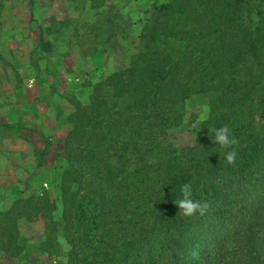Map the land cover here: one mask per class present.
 Masks as SVG:
<instances>
[{"label":"trees","instance_id":"trees-1","mask_svg":"<svg viewBox=\"0 0 264 264\" xmlns=\"http://www.w3.org/2000/svg\"><path fill=\"white\" fill-rule=\"evenodd\" d=\"M125 59L62 120V264H264V0L153 2ZM198 93L207 113L182 141ZM225 125L239 141L232 165L211 132ZM185 183L206 215L179 214ZM29 201L0 211V264H37L18 223L40 218L34 246L61 255L54 201Z\"/></svg>","mask_w":264,"mask_h":264},{"label":"crops","instance_id":"crops-1","mask_svg":"<svg viewBox=\"0 0 264 264\" xmlns=\"http://www.w3.org/2000/svg\"><path fill=\"white\" fill-rule=\"evenodd\" d=\"M63 8L69 14L74 7L66 0H0V169L10 164L11 156L19 161L14 169L22 170L21 157L33 155L34 161L41 149L51 154L66 135L52 110V99L58 98L55 84L60 77L69 84V78L86 67L83 45L77 54L73 47L82 39L90 48L94 32L87 30L92 22L82 21L85 31L74 41L63 27L65 19L72 20L60 15ZM85 9L91 10L78 12ZM62 27L66 38L60 41ZM95 67L98 72L104 69L101 64Z\"/></svg>","mask_w":264,"mask_h":264},{"label":"rangeland","instance_id":"rangeland-1","mask_svg":"<svg viewBox=\"0 0 264 264\" xmlns=\"http://www.w3.org/2000/svg\"><path fill=\"white\" fill-rule=\"evenodd\" d=\"M66 1L75 8H72L69 14L63 8L62 12L65 13L60 14L63 16L68 15V18H72L71 21L65 19L67 23H64L63 27H67L66 33H69L75 41L78 35L81 34L82 29L85 31L81 25L82 21L92 22L91 27L87 28V30L90 29L94 32V41L90 48L85 47V42L82 39V43H76L75 47H73L75 50L74 54H77L80 50L83 51V49H80V44L83 45L84 54L87 57L82 61L86 67L75 72L71 79L69 78V84L65 83V79L62 77L55 84L56 89L54 91L58 98L53 97L52 110L57 125L59 127L65 126L67 133L69 125L62 120L65 115L73 112L74 104L84 101L87 94L86 84L101 80L108 71L126 62L125 56L134 50L136 35L139 32L141 23L148 17V11L152 3L166 0H107L103 2L105 5L100 8L85 9V11L79 10V12L78 9L88 7V0ZM60 4L64 5L66 2H60ZM63 27L58 34L60 41L64 40V37L66 38ZM59 46L66 45L65 43H59ZM98 64H101L104 68L100 72L95 70V66ZM69 86L72 88H69ZM206 98V94L198 93L186 99V117L175 129L179 134V139L182 141L192 140L193 135L198 132L200 122L207 113ZM44 151L46 150H39L34 156V161H32L33 155L21 157L20 166L22 170L14 169L19 164V161H16L11 156L9 159L10 164L0 169V211L20 198H29L30 204L38 202L43 196L47 200L54 201L55 210L52 213L55 220L54 235L61 255L49 256L34 246L35 241L45 235L43 218L33 222H19L18 228L20 234L26 235L29 246L32 248L31 253L37 258V264H62L64 261L62 255L67 249V244L62 236V223L59 218L57 180L64 168V160L60 157L63 152V141L61 146L59 145L53 149L51 154H47ZM35 161L37 164H34ZM57 250L59 249L57 248ZM1 262L6 264L7 261L3 258Z\"/></svg>","mask_w":264,"mask_h":264},{"label":"clouds","instance_id":"clouds-1","mask_svg":"<svg viewBox=\"0 0 264 264\" xmlns=\"http://www.w3.org/2000/svg\"><path fill=\"white\" fill-rule=\"evenodd\" d=\"M214 138L213 142L218 144V149L225 154L227 164L232 165L237 158L236 147L239 146L238 139L232 134L230 128L225 125L220 128H213L211 130ZM181 197L174 203L179 208V214L184 217H192L196 214L204 216L211 208V203L208 201L194 200L192 185L185 183L180 187Z\"/></svg>","mask_w":264,"mask_h":264}]
</instances>
